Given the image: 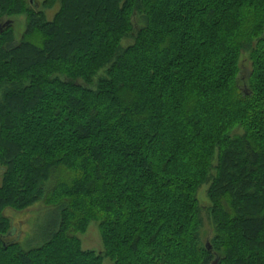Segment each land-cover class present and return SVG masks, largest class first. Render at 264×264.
Listing matches in <instances>:
<instances>
[{"label": "trees", "instance_id": "16d2710c", "mask_svg": "<svg viewBox=\"0 0 264 264\" xmlns=\"http://www.w3.org/2000/svg\"><path fill=\"white\" fill-rule=\"evenodd\" d=\"M58 1L0 0V264H106L78 236L94 221L112 264H264V0ZM217 152L230 233L197 247ZM40 202L42 242L6 241V211Z\"/></svg>", "mask_w": 264, "mask_h": 264}, {"label": "rangeland", "instance_id": "374dc122", "mask_svg": "<svg viewBox=\"0 0 264 264\" xmlns=\"http://www.w3.org/2000/svg\"><path fill=\"white\" fill-rule=\"evenodd\" d=\"M31 0H27L28 6H35V3L39 4L38 10L44 11V13L47 16L48 20H53L54 16L60 9V1L55 3L52 7H44V3L46 0H35V3L32 5L30 4ZM15 35L17 42L21 40L23 37V34L25 33L26 27H27V16L21 15L17 18H15ZM7 19H4L3 22H5ZM223 20H227L224 18ZM144 22V21H143ZM122 44H133L132 41H129L127 39H124L122 41ZM240 62H243V59H245V69L243 70L244 76L249 75V72H251L252 61H251V55L249 52H243L240 54L239 58ZM158 110L154 109L153 112L156 113ZM206 113L209 112V110L204 111ZM208 121H211V117L207 118ZM237 135H241L244 133L243 128H239L235 131ZM202 135H206L205 132L202 133ZM222 147V144L220 145ZM222 153V151H221ZM220 153V154H221ZM219 153H215V158L212 161L211 167L212 170L207 174L206 180L199 186V189H197L196 193V199L198 201V205L200 208V213L198 215V231L195 230V238L196 241L195 245L198 247L204 246L209 240L211 242H214V237L217 233L225 232L222 231V228H219L216 219L213 217V213L211 212V208L213 207V202L210 198V192H212L213 188L216 187V183L213 179L218 174V160H219ZM180 166L176 165L175 169L179 168ZM194 169H191L192 172ZM197 178V177H196ZM202 178V177H201ZM2 182V176L0 175V185ZM201 181H199L200 183ZM55 211L52 209H47L46 205L43 202L37 203L34 206H32L28 210L23 211H14V210H7L6 215L11 220V227H10V233L9 237L6 238V241L8 242H19L20 245H22L25 249H29L30 247H33L35 245H38L42 242L44 239L43 231L45 227L53 221ZM218 219H221L217 217ZM220 232V233H221ZM230 233V231L225 232ZM79 239L82 244L83 250L91 251L97 256L105 257V263L106 264H112L113 261L109 257H107V253L109 252L108 247L106 246V243L103 238L102 230L100 228V222L94 221L91 222L84 231H81L79 234ZM263 237V236H262ZM264 238V237H263ZM187 256H190V261L192 262L195 256L193 254H188Z\"/></svg>", "mask_w": 264, "mask_h": 264}, {"label": "water", "instance_id": "95a60500", "mask_svg": "<svg viewBox=\"0 0 264 264\" xmlns=\"http://www.w3.org/2000/svg\"><path fill=\"white\" fill-rule=\"evenodd\" d=\"M31 1H32V3H35V0H31ZM35 6H36V8H39V4L35 3ZM6 25H9V23H7ZM215 264H217V262Z\"/></svg>", "mask_w": 264, "mask_h": 264}]
</instances>
